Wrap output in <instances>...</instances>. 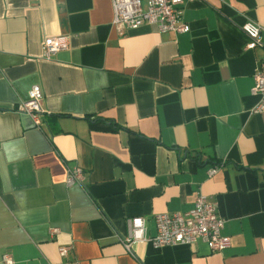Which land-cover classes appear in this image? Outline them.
Segmentation results:
<instances>
[{
    "label": "crops",
    "instance_id": "crops-1",
    "mask_svg": "<svg viewBox=\"0 0 264 264\" xmlns=\"http://www.w3.org/2000/svg\"><path fill=\"white\" fill-rule=\"evenodd\" d=\"M188 32L119 34L110 0H0V261L13 264H264V110L251 113L264 0L184 2ZM65 37L50 59L42 45ZM42 91V123L17 111ZM219 165L209 175L208 169ZM81 168V183L67 185ZM216 202L230 245L125 249L126 219ZM70 247L62 256L59 247Z\"/></svg>",
    "mask_w": 264,
    "mask_h": 264
},
{
    "label": "built area",
    "instance_id": "built-area-1",
    "mask_svg": "<svg viewBox=\"0 0 264 264\" xmlns=\"http://www.w3.org/2000/svg\"><path fill=\"white\" fill-rule=\"evenodd\" d=\"M112 9V25L121 34L127 29H135L142 25L153 24L160 33L167 31L188 32L189 25L183 19L184 2L194 0H110ZM242 32L247 37L246 47L253 49L261 44L260 36L264 26L250 20L241 25ZM68 42L62 36H50L44 39L42 58L50 59L59 51L65 50ZM251 94L257 96V102L251 113L264 110V61L259 62L253 74ZM42 91L38 85L28 91V98L17 105V111L29 115L35 126L42 123L44 111L41 108ZM219 165L208 169L211 175ZM83 173L75 166L68 172L67 185L81 183ZM154 235L146 233V219L141 216L126 219L127 234L121 243L130 250L134 242H147L158 248L166 245H194L198 240L203 241L212 253H220L230 245L228 236L222 234L224 220L218 214L216 202L210 200L202 192L196 193L192 208L186 213H158L153 216ZM70 247H59V254L65 256ZM9 253H5L0 264H13Z\"/></svg>",
    "mask_w": 264,
    "mask_h": 264
}]
</instances>
